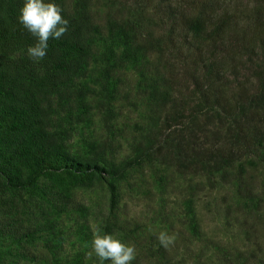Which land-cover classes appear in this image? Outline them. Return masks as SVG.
<instances>
[{"label": "rangeland", "instance_id": "1", "mask_svg": "<svg viewBox=\"0 0 264 264\" xmlns=\"http://www.w3.org/2000/svg\"><path fill=\"white\" fill-rule=\"evenodd\" d=\"M65 1L72 21L87 15L95 28L92 57L55 91L42 80L25 82L38 128L64 157L36 173L14 156L20 138L0 149V264H100L88 257L97 230L135 245L131 264H264V141L255 155L233 156L224 172L177 166L174 154L180 138L195 152L228 135L226 121L197 114L195 43L210 39L209 16L193 35L176 23L189 14V0ZM255 1L220 3L238 23L224 24L208 51L223 55L228 81H245L249 91L258 55L244 40L261 35L264 45V11L257 15ZM17 18L8 27L31 41L0 53L1 66L25 63L36 43ZM254 20L257 28L247 30L245 21ZM161 232L175 237L167 248Z\"/></svg>", "mask_w": 264, "mask_h": 264}, {"label": "trees", "instance_id": "2", "mask_svg": "<svg viewBox=\"0 0 264 264\" xmlns=\"http://www.w3.org/2000/svg\"><path fill=\"white\" fill-rule=\"evenodd\" d=\"M21 1L0 0V10L4 9L9 13L5 18L0 17L1 54H13L16 49L29 45L31 41L29 35L22 31H12L8 27V25L15 26L18 4ZM223 1L225 0H189V14H186L184 19L176 20L177 24L189 29L193 35L201 29L198 26L201 15L207 14L212 21V27L208 29L210 39L206 42L195 43L202 53L197 77L200 82L197 83V89H195L199 105L197 114L205 120L217 118L226 121L229 125L228 135L217 139L213 146L203 147L200 150L198 148L195 152L190 143L181 138L174 145L176 148L174 154L179 160L177 166L188 167L199 162L200 168L208 172L211 170L224 172L226 167H230L233 156L239 157V154L244 153L257 154V148L264 141V45L262 36L248 37L243 44L246 50L257 49L258 59L251 73L254 83L249 82V85H253L251 91L245 87L247 84L245 81H228L227 73L223 68V55L210 56L208 53L209 46L215 42V35L222 26L238 23L231 19V14L226 13L227 17H224L227 8L220 4ZM45 2L55 3L62 9L61 15L69 21L68 32L58 40H49L47 55L37 63L28 59L25 62L26 66L23 60L15 59L3 66L0 65V130L3 132V135H0V149L8 146V140L20 138L21 141L12 147L13 152H16L14 156L24 164L31 162L36 173L39 172L38 167L46 160L50 158L61 160L64 156L57 153L54 143L45 140L44 133L38 128L36 118L40 111L35 107V102L25 82L42 80L45 83H41L40 86H47L55 91L60 84H63L62 81L65 78L82 75L92 57L94 46L92 36L96 32L87 15L76 22L71 20L65 0H54L53 2L45 0ZM255 3L257 4L256 13L261 17L264 11V0H256ZM245 23L249 31H254L259 24L256 20L245 21ZM47 77L48 84H46ZM176 118L179 120L180 116L177 114ZM188 118L193 119V115L189 114ZM163 144H166L164 137L161 141V145ZM29 152L33 155L30 159L26 157ZM8 169L12 168L6 167L4 171ZM3 173V176L8 177L6 172ZM9 185L16 186L11 182ZM247 191L250 190L247 189Z\"/></svg>", "mask_w": 264, "mask_h": 264}, {"label": "clouds", "instance_id": "3", "mask_svg": "<svg viewBox=\"0 0 264 264\" xmlns=\"http://www.w3.org/2000/svg\"><path fill=\"white\" fill-rule=\"evenodd\" d=\"M62 9L55 3H46L45 0H25L19 10L18 23L33 37L36 43L27 48V55L34 62H39L47 55L49 39H60L68 32L69 21L61 15ZM157 239L161 246L167 248L174 243L175 237L161 232ZM92 251L88 253L91 259L93 253L96 259L103 264H131L136 258L135 245L121 242L111 234L101 235L97 230L92 240Z\"/></svg>", "mask_w": 264, "mask_h": 264}]
</instances>
